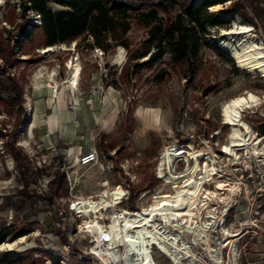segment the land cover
<instances>
[{"label":"rangeland","instance_id":"374dc122","mask_svg":"<svg viewBox=\"0 0 264 264\" xmlns=\"http://www.w3.org/2000/svg\"><path fill=\"white\" fill-rule=\"evenodd\" d=\"M124 1L135 11H141L157 0ZM216 4L218 11L213 10L216 16L206 23V29L221 46L227 47L235 65L226 55L201 44L196 57L174 63L170 54L165 53L150 66L131 71L129 77L135 60L127 59L128 55L146 37V27L135 19L125 34L128 49L122 46L104 49L94 45L93 38L86 33L55 43L53 51L43 52L42 48L50 45L39 42L43 36L36 28L32 37L20 46L25 53H20L15 46L16 39H22L20 25L25 23L28 28H31L30 22L39 25L40 16L31 10L24 16L20 0H0V41L5 47H14L13 54L0 57V87H3L0 93V232L9 231L3 238L0 236V241L26 236V242L13 249L0 250V264H49V258L50 264H56L51 249L74 237L70 225L80 218L69 213L68 201L96 194L103 188L104 178L109 186L129 182L124 206L146 205L152 195L169 187L158 177L157 166L164 148L170 144L211 155L214 165L223 172L222 178L236 183L229 200L214 203L216 210L223 216V224L238 234L235 251L239 264H264V163L239 151V158L227 164L224 158L229 155L220 149L229 134V126L221 117L222 104L246 90L262 96L264 92V77L259 71L235 68L237 62L231 49L222 43V40L229 41L224 29L233 28L234 20L238 25L249 24L264 50V0H224ZM50 6L61 8L55 3ZM223 8H228V12L222 13ZM208 9L212 10L211 6ZM157 16L164 17L165 12L159 9ZM73 43L71 49L60 48L62 44L67 48ZM72 59L79 62L81 71L77 87L69 86V89L94 112L97 126L103 127H96L91 137V145L97 148L99 158L87 165H78L74 158L72 163L79 174L76 185L71 190L66 185L51 190L48 187L51 177L47 176L41 161L46 149L28 134L30 100L42 87L51 97L57 96L58 88L68 87L67 61ZM136 60L148 61L149 56ZM52 73L54 84L47 78ZM53 85L58 87L55 91ZM240 113L254 136L264 140V98L242 108ZM184 155L183 160L174 162L173 170L184 168ZM108 157L112 159L113 169L106 161ZM212 180H206L204 186L211 188ZM62 208L66 211L60 213ZM101 209L96 210L98 218L103 216ZM106 217L107 214L103 218ZM89 218L84 216L83 224H89ZM219 226L217 221L212 227ZM212 234L222 238L219 233ZM186 236L191 240L189 233ZM83 245L85 241L80 246L83 248ZM226 246L221 249L224 259L228 255ZM193 248L210 262L205 249ZM153 257L159 264H172L157 251ZM70 258L67 264H86L88 260L79 259L76 254H70Z\"/></svg>","mask_w":264,"mask_h":264},{"label":"bare ground","instance_id":"6f19581e","mask_svg":"<svg viewBox=\"0 0 264 264\" xmlns=\"http://www.w3.org/2000/svg\"><path fill=\"white\" fill-rule=\"evenodd\" d=\"M211 9L217 12L218 5H211ZM233 22V28L224 29L229 41L222 40V43L231 49L240 67L251 71L257 70L264 77L262 46L257 43L249 24L238 25L236 20ZM53 46L54 44L43 47L42 51L51 52L55 48ZM73 46L74 43L66 48L62 44L60 48L66 50ZM67 64L70 73L66 82L74 89L77 87L81 66L76 59L67 61ZM52 76L53 73L47 75V78L54 84ZM44 92L45 87H42L35 92V95ZM262 94L263 96L246 90L230 97L222 104L221 117L229 126L228 140L220 148L224 155H229L224 158L225 163L229 164L239 158V151L244 152L246 156H255L264 163V140L254 136L249 124L243 120L240 113L242 108L260 102L262 97L264 98V92ZM23 143L27 145L26 141ZM183 155L186 156L184 168L181 171H176L175 168L173 170L174 162L183 160ZM214 161L211 155L204 156L203 151H190L176 144L167 145L158 162L157 174L169 186L168 189L152 195L150 201L141 206L142 210L136 212L126 210L125 213H121L122 225L117 214L110 216V229L114 232L115 240L102 241L97 236L91 247L98 255V264H156L150 253L152 242L169 253L175 264H239L235 251L238 234L223 224L224 218L217 212V205L214 204L227 201L237 185L231 184L232 180L226 181L227 178L225 180L222 178L223 172L214 165ZM211 179L214 181L211 188L205 187L206 180ZM79 200H81L79 205L82 204L81 211L90 217L87 226L94 222L93 224L98 227L97 235H99L102 232V225L96 219L95 213L98 212L96 210L103 206L108 207L110 203L106 198L90 200L88 197H82ZM90 211L93 213L89 214ZM217 221L220 222V226L216 229L212 226ZM168 222L173 228L179 227L189 233L192 236L191 240L179 238L172 231L165 230L164 226ZM132 233L135 235L133 236ZM212 233H219L222 238ZM25 240L26 236L19 235L14 239L0 241V250L13 249L18 244L26 242ZM224 244L228 249L226 259L223 258L221 251ZM193 247L205 249L210 262L197 254ZM121 257L123 261H118Z\"/></svg>","mask_w":264,"mask_h":264},{"label":"trees","instance_id":"16d2710c","mask_svg":"<svg viewBox=\"0 0 264 264\" xmlns=\"http://www.w3.org/2000/svg\"><path fill=\"white\" fill-rule=\"evenodd\" d=\"M22 12L25 15L30 10L39 14V25L30 22L31 28L25 23L19 27L22 39L17 38L15 46L20 53L23 42L32 37L36 28L42 32V40L39 42L45 46L59 42L70 41L81 34H89L93 38V44L104 49L111 46H122L128 49L125 34L130 29L134 19L146 27V37L142 39L138 47L128 55L129 60H135L130 72H136L142 66L150 64L165 53L170 54L174 63H180L196 57L201 44L213 47L219 53L224 54L235 65L229 56L227 48L218 43L215 37L210 36L206 29V23L214 14L208 6L223 2L224 0H157L151 3L147 10H136L124 0H20ZM50 3L61 6L60 9H52ZM165 12L164 17H158V10ZM222 13H227L228 8H223ZM217 16V18H219ZM107 38L110 39L107 40ZM14 44V43H13ZM13 46L2 45L0 41V57L5 58L13 54ZM151 48L153 50L151 51ZM18 50V51H19ZM145 55L149 60L136 59ZM202 64V58H197ZM237 69H242L238 65ZM244 70V69H243ZM1 84V83H0ZM3 87H0V93ZM66 185L63 170L57 169L48 180L51 190ZM9 231L3 230L0 236L3 238ZM14 238V234L11 235ZM11 237V238H12Z\"/></svg>","mask_w":264,"mask_h":264},{"label":"built area","instance_id":"2783aa9c","mask_svg":"<svg viewBox=\"0 0 264 264\" xmlns=\"http://www.w3.org/2000/svg\"><path fill=\"white\" fill-rule=\"evenodd\" d=\"M78 83V82H77ZM57 86H52L53 91ZM54 94V92H53ZM30 111V108H29ZM40 147V146H39ZM45 147V146H44ZM46 149V155L41 158V161L44 163L46 168V173L48 177H52L54 172L59 169L64 171L65 179H66V186L68 189H73V187L76 185L79 174L77 173V169L74 167V164L72 163L73 159L76 158V162L78 165H87L91 164L98 160L99 154L97 152L96 147H91L89 149H84L77 153L76 156L71 155H61L55 145H48L45 147ZM111 158H106V161L109 162L110 168L113 169V165L111 162ZM216 166V165H215ZM219 169V168H218ZM220 170V169H219ZM205 184V183H204ZM102 189L97 192L96 194H88L86 197L90 198V200H97V199H104L106 198L108 202L110 203L108 207L103 206L101 209L103 216L97 218L99 220V224L102 225V232L99 233L98 227L93 224L94 222H91L89 227L86 224H83V219L85 213L81 211L82 204L79 205L81 202L80 197L77 196L75 198H72L67 203V210L69 213L75 218L80 217L74 225H70L71 234L74 235V237H69L66 239V242L61 243L59 247L52 248L51 249V256L53 259H55V262L59 261L58 264H67L68 261H70V254L78 255L79 259H88L86 264H98V255L91 249V247L94 245V242L96 241L97 236L102 241H113L115 240L114 232L112 229H110V216H115L116 214L120 218L119 222L121 225L123 224V218L121 216V213H125L126 210H129L130 212H136V210H142L141 206L136 205L135 207H127L124 206L123 203L128 199V193H129V182H116L112 186L108 185V180L104 178L101 181ZM81 206V207H80ZM112 209V212L108 213V211ZM63 211H66L65 208H62L60 213ZM93 212H89L91 214ZM106 218H103L106 216ZM127 214V213H126ZM95 218V217H94ZM90 219V218H89ZM165 230L172 231L176 235H178L179 238L187 239L186 231H182L181 228H173V225L171 223L165 224ZM118 231V228L116 229ZM81 235V238L83 241L79 240V235ZM133 236L135 233H132ZM78 235V236H76ZM83 248L80 246L82 243H84ZM156 243L152 242L150 247V253L153 257V253L157 251L158 253L162 254L163 258L170 261V263H173L171 259V255L164 250H162L159 246H155ZM154 259V262L156 264H159V260ZM118 261H123V258H118ZM153 262V261H152ZM48 263H51V259H48Z\"/></svg>","mask_w":264,"mask_h":264},{"label":"crops","instance_id":"0c3cea01","mask_svg":"<svg viewBox=\"0 0 264 264\" xmlns=\"http://www.w3.org/2000/svg\"><path fill=\"white\" fill-rule=\"evenodd\" d=\"M67 86L57 87L55 97L49 96L46 91L31 98L28 134L36 138L40 145H55L61 155L76 156L84 149L95 147L94 144L91 145L92 131L100 124L97 126L94 112L88 110L85 102ZM64 88H68L71 94ZM94 122V129L93 126L89 129L88 125Z\"/></svg>","mask_w":264,"mask_h":264},{"label":"snow or ice","instance_id":"6c2138e0","mask_svg":"<svg viewBox=\"0 0 264 264\" xmlns=\"http://www.w3.org/2000/svg\"><path fill=\"white\" fill-rule=\"evenodd\" d=\"M227 151V149H225Z\"/></svg>","mask_w":264,"mask_h":264},{"label":"water","instance_id":"95a60500","mask_svg":"<svg viewBox=\"0 0 264 264\" xmlns=\"http://www.w3.org/2000/svg\"><path fill=\"white\" fill-rule=\"evenodd\" d=\"M53 45V44H52Z\"/></svg>","mask_w":264,"mask_h":264}]
</instances>
